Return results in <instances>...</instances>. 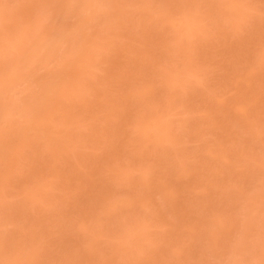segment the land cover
I'll list each match as a JSON object with an SVG mask.
<instances>
[{"label":"rangeland","instance_id":"1","mask_svg":"<svg viewBox=\"0 0 264 264\" xmlns=\"http://www.w3.org/2000/svg\"><path fill=\"white\" fill-rule=\"evenodd\" d=\"M0 264H264V0H0Z\"/></svg>","mask_w":264,"mask_h":264}]
</instances>
